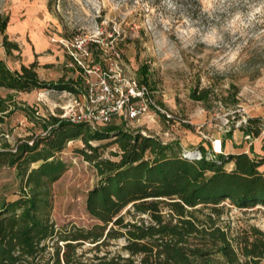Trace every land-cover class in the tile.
<instances>
[{
	"label": "rangeland",
	"instance_id": "374dc122",
	"mask_svg": "<svg viewBox=\"0 0 264 264\" xmlns=\"http://www.w3.org/2000/svg\"><path fill=\"white\" fill-rule=\"evenodd\" d=\"M3 19L0 58L8 67L34 61L40 78L78 80L79 92H10L0 144L40 133L48 114L60 117L74 109V101L82 102L87 84L104 78L122 86L123 79H135L139 65L151 74L153 100L168 114L166 120L149 106L135 119L113 115L107 124L187 149L206 147L216 137L224 144V133L240 134L248 117L258 120L246 132L264 126V0H0ZM3 37L17 48L6 51ZM192 92L206 96L195 100ZM7 93L0 88V98ZM110 141L89 143L97 146L98 158L117 160L119 150ZM79 149L85 148L74 139L58 154L66 169L51 184L50 217L57 225L95 222L85 211V194L98 175ZM17 188L14 169H0V201L14 198ZM219 206L217 224L229 235L248 226L264 231L263 206L238 209L228 200ZM122 243L109 240L106 249L114 252ZM205 257L219 260L217 254Z\"/></svg>",
	"mask_w": 264,
	"mask_h": 264
},
{
	"label": "trees",
	"instance_id": "16d2710c",
	"mask_svg": "<svg viewBox=\"0 0 264 264\" xmlns=\"http://www.w3.org/2000/svg\"><path fill=\"white\" fill-rule=\"evenodd\" d=\"M5 23L0 22V31ZM3 46L6 51L17 48L4 37ZM135 75L144 97L157 106L147 67L139 65ZM78 86L70 78H40L34 61L10 68L0 58L2 89L78 93ZM190 96L202 100L206 95ZM10 97L0 98V123L10 113ZM257 120L248 117L242 131ZM108 138L119 150L117 160L98 158L97 146L89 143ZM74 139L82 142L85 149L78 151L98 175L85 194V211L95 221L89 226L57 225L50 217L51 184L66 169L58 154ZM208 146L187 149L140 130L114 124L92 129L48 114L40 133L0 144V169L13 168L18 179L14 198L0 201V264H258L264 259V231L248 226L232 236L217 221L223 200L238 209L264 207V171L259 169L264 155L224 150L206 155ZM120 238L119 249H106L109 240ZM85 243L90 247L82 249ZM209 254L219 260L206 258Z\"/></svg>",
	"mask_w": 264,
	"mask_h": 264
},
{
	"label": "built area",
	"instance_id": "2783aa9c",
	"mask_svg": "<svg viewBox=\"0 0 264 264\" xmlns=\"http://www.w3.org/2000/svg\"><path fill=\"white\" fill-rule=\"evenodd\" d=\"M71 56L73 63L82 67L81 62L74 55ZM106 80L100 78L95 84H87L83 91L82 102L74 101V106H72L74 109L65 111L60 117L74 123L85 122L90 128L96 129L106 125L113 115L122 114L124 120L135 119L138 115L144 113L151 104L167 118L168 114L165 111L154 105L149 98L144 97L142 88L138 87L133 77L123 79L122 86H116ZM66 93L70 94L69 92ZM137 103L139 105H136ZM261 131H264V126ZM141 132L144 133L143 131ZM243 140L250 144L251 135L245 133ZM222 151V140L216 137L209 140V146L205 149V154L215 155ZM193 157L199 159L201 154L195 151Z\"/></svg>",
	"mask_w": 264,
	"mask_h": 264
},
{
	"label": "crops",
	"instance_id": "0c3cea01",
	"mask_svg": "<svg viewBox=\"0 0 264 264\" xmlns=\"http://www.w3.org/2000/svg\"><path fill=\"white\" fill-rule=\"evenodd\" d=\"M36 72L38 74V68H36ZM5 92L10 93L14 91L5 90ZM30 92H14V93L28 94ZM245 133H248V132L241 131L240 134L239 133L236 134L235 132H233L232 134L230 133L229 137L226 138V141L223 144L224 152H241L242 151V152L247 153L248 155H255V156L264 155V131L260 130L256 136H252L249 133L251 135L250 144H247L243 140V135ZM163 142H167V141H163ZM208 143L209 142L206 143V146L208 145ZM227 166L231 167L232 163L227 164ZM259 169L264 171V163L259 166Z\"/></svg>",
	"mask_w": 264,
	"mask_h": 264
}]
</instances>
